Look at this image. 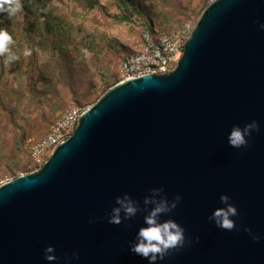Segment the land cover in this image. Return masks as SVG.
<instances>
[{"label":"water","instance_id":"water-1","mask_svg":"<svg viewBox=\"0 0 264 264\" xmlns=\"http://www.w3.org/2000/svg\"><path fill=\"white\" fill-rule=\"evenodd\" d=\"M264 0H214L174 70L118 83L42 168L0 186V264H149L130 251L143 213L108 222L116 197L163 186L191 239L156 264H264ZM257 120L249 146L235 124ZM227 193L238 230L208 217ZM95 218L94 222H89ZM261 236L254 241L245 228ZM199 236V241L196 237ZM55 245L58 261L44 249Z\"/></svg>","mask_w":264,"mask_h":264},{"label":"rangeland","instance_id":"rangeland-1","mask_svg":"<svg viewBox=\"0 0 264 264\" xmlns=\"http://www.w3.org/2000/svg\"><path fill=\"white\" fill-rule=\"evenodd\" d=\"M213 1L20 0L15 17L0 14L21 53L7 65L0 57V186L34 173L29 145L62 112L85 111L120 83L121 62L143 48L148 29L195 26Z\"/></svg>","mask_w":264,"mask_h":264},{"label":"clouds","instance_id":"clouds-1","mask_svg":"<svg viewBox=\"0 0 264 264\" xmlns=\"http://www.w3.org/2000/svg\"><path fill=\"white\" fill-rule=\"evenodd\" d=\"M22 8L20 0H0V14H4L3 17H15ZM259 27L264 30V23ZM14 44L15 40L7 27H0V57H3L6 65L20 59L21 53L13 49ZM32 51L31 48H25L22 55L30 56ZM259 130L260 124L257 120H252L243 127L235 124L228 134V143L234 148H246L249 146V137L253 131ZM149 192L150 194L143 198V205L129 193L118 195L115 205L108 214V222L118 225L143 213V224L139 227L134 240L130 241V251L146 258L149 264H156L157 261L165 260L172 251H182L191 243V239L186 235V228L170 216L183 199L182 195L178 193L174 199H169L163 186L152 188ZM231 199L227 193H222L220 202L223 206L215 208L208 217L209 221L214 222L218 228L227 231L238 230L237 218L240 215L238 207L231 202ZM94 221L95 218H91L89 222ZM244 230L251 234L254 241L261 240V236L252 233L251 228L246 227ZM199 239L197 236L196 240ZM44 256L48 261L60 259L55 254V245L51 244L44 249ZM74 257L79 259V253L73 252L71 255L65 253L64 264H72Z\"/></svg>","mask_w":264,"mask_h":264},{"label":"built area","instance_id":"built-area-1","mask_svg":"<svg viewBox=\"0 0 264 264\" xmlns=\"http://www.w3.org/2000/svg\"><path fill=\"white\" fill-rule=\"evenodd\" d=\"M195 26L184 23L173 31L152 37L146 31L143 48L126 57L120 64V82L143 75H165L175 69L183 55L184 47ZM84 110L70 107L57 118L52 128L38 141L29 145V155L35 172L47 162L56 148L71 137L79 124Z\"/></svg>","mask_w":264,"mask_h":264},{"label":"trees","instance_id":"trees-1","mask_svg":"<svg viewBox=\"0 0 264 264\" xmlns=\"http://www.w3.org/2000/svg\"><path fill=\"white\" fill-rule=\"evenodd\" d=\"M148 32L151 34V36L152 37H157V36H159L160 34H163V33H160L159 31H157V30H154L153 28H150V29H148ZM143 43H144V39H143ZM133 54V53H132ZM129 55H131V54H128V55H126L125 57H124V59L126 58V57H128ZM123 59V60H124Z\"/></svg>","mask_w":264,"mask_h":264}]
</instances>
